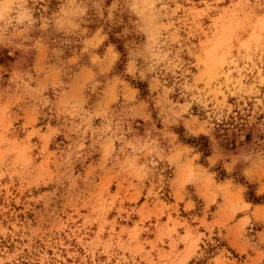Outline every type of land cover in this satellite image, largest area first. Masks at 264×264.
<instances>
[{
    "label": "rangeland",
    "instance_id": "1",
    "mask_svg": "<svg viewBox=\"0 0 264 264\" xmlns=\"http://www.w3.org/2000/svg\"><path fill=\"white\" fill-rule=\"evenodd\" d=\"M0 264H264V0H0Z\"/></svg>",
    "mask_w": 264,
    "mask_h": 264
},
{
    "label": "trees",
    "instance_id": "2",
    "mask_svg": "<svg viewBox=\"0 0 264 264\" xmlns=\"http://www.w3.org/2000/svg\"><path fill=\"white\" fill-rule=\"evenodd\" d=\"M118 49L120 50V51H122V47H121V45L120 46H118ZM123 56H124V54H123ZM247 137H250V135H246ZM201 140H204L205 142H206V137L204 136V135H201L200 137H199ZM206 148V145H204L203 147H202V149H205ZM207 155V154H206ZM237 182H239V183H243V184H246V183H244L243 181H241V180H238ZM247 194H249V199H251V201L252 202H254V203H259V202H261V200H262V198L261 197H256L255 195H253L250 191L249 192H247Z\"/></svg>",
    "mask_w": 264,
    "mask_h": 264
}]
</instances>
